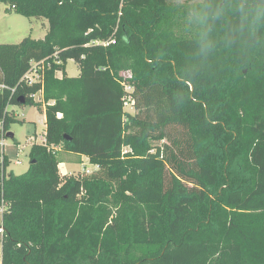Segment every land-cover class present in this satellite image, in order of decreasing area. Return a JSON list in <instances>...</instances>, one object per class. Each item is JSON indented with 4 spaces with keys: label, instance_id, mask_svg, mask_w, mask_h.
Listing matches in <instances>:
<instances>
[{
    "label": "trees",
    "instance_id": "trees-1",
    "mask_svg": "<svg viewBox=\"0 0 264 264\" xmlns=\"http://www.w3.org/2000/svg\"><path fill=\"white\" fill-rule=\"evenodd\" d=\"M0 2L49 23L0 44V140L19 97L46 110L0 163V264H264V0Z\"/></svg>",
    "mask_w": 264,
    "mask_h": 264
},
{
    "label": "rangeland",
    "instance_id": "rangeland-1",
    "mask_svg": "<svg viewBox=\"0 0 264 264\" xmlns=\"http://www.w3.org/2000/svg\"><path fill=\"white\" fill-rule=\"evenodd\" d=\"M170 1L184 3L186 1L199 2L201 0ZM48 29L49 23L47 19L23 16L16 13L9 4L0 2V44L19 43L28 36L34 39H41L45 36ZM66 71L69 76H77L80 71L79 64L74 60H68ZM8 108L17 121L13 122L10 127V132L14 133V138L5 137L4 139V149L10 160L7 172L13 171L15 174H21L29 167V152L34 139L40 142L44 138L46 123L43 108L39 105L12 104ZM126 109L134 112L133 106H127ZM70 158L66 160V165L61 166L60 172L62 174H76L86 168L91 171L96 168L90 164L86 156L81 158L72 154ZM234 170L237 173L240 171L238 167H234Z\"/></svg>",
    "mask_w": 264,
    "mask_h": 264
},
{
    "label": "built area",
    "instance_id": "built-area-1",
    "mask_svg": "<svg viewBox=\"0 0 264 264\" xmlns=\"http://www.w3.org/2000/svg\"><path fill=\"white\" fill-rule=\"evenodd\" d=\"M41 63L42 62L31 61V67H30V69L23 76V79H24V81L27 84H32L34 82L43 81V77H42L41 70L43 68L44 62L42 63V65H41ZM124 90H125V95L123 97L124 110L130 112L126 108H127V106H131V107L133 106L134 107V103H135V98L133 96L134 87L132 85H130V84H125L124 85ZM37 95L38 94H35V95H33V97L37 99ZM58 116L61 117L62 114L59 113ZM4 139H5V137H2V139L0 140V153H1L0 154V163H3L4 156L6 154L5 149H4V146H5ZM34 142H37V140L35 141V139H34L33 143ZM38 143H41V144H45L46 143L45 135H44V138L40 142H38ZM53 149L57 150V149H59V147H54ZM18 162L20 163L19 160H18ZM85 171L87 173H91V170L89 168H86Z\"/></svg>",
    "mask_w": 264,
    "mask_h": 264
},
{
    "label": "water",
    "instance_id": "water-1",
    "mask_svg": "<svg viewBox=\"0 0 264 264\" xmlns=\"http://www.w3.org/2000/svg\"><path fill=\"white\" fill-rule=\"evenodd\" d=\"M18 102L22 105L26 103L24 97H19ZM6 137L14 138V133L9 131L6 133Z\"/></svg>",
    "mask_w": 264,
    "mask_h": 264
},
{
    "label": "crops",
    "instance_id": "crops-1",
    "mask_svg": "<svg viewBox=\"0 0 264 264\" xmlns=\"http://www.w3.org/2000/svg\"><path fill=\"white\" fill-rule=\"evenodd\" d=\"M42 108H43L42 110H43L44 120L46 121V112H45L46 110H45V106H43ZM80 157L82 158L83 155L80 156ZM66 163H67V162L61 163V164H60V168H61L62 165H66Z\"/></svg>",
    "mask_w": 264,
    "mask_h": 264
}]
</instances>
